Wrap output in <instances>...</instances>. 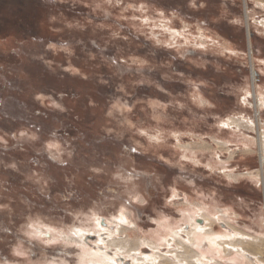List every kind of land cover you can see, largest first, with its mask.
<instances>
[{"label": "rangeland", "instance_id": "obj_1", "mask_svg": "<svg viewBox=\"0 0 264 264\" xmlns=\"http://www.w3.org/2000/svg\"><path fill=\"white\" fill-rule=\"evenodd\" d=\"M256 3L0 0V264L113 256L107 237L122 212L138 227L130 239L159 237L168 221L189 230V214L203 225L200 208L227 211L217 233L264 237L257 131L221 126L264 124ZM203 239L207 257L244 263Z\"/></svg>", "mask_w": 264, "mask_h": 264}, {"label": "bare ground", "instance_id": "obj_2", "mask_svg": "<svg viewBox=\"0 0 264 264\" xmlns=\"http://www.w3.org/2000/svg\"><path fill=\"white\" fill-rule=\"evenodd\" d=\"M254 1L257 2V5H260L262 8L264 7V0ZM246 18L248 19L249 15L246 14ZM261 26L264 28L263 22L261 23ZM247 30L248 36L250 38L251 34L249 30L248 20ZM221 47L224 51H227L230 54H235L236 52V50L234 51L227 44H222ZM252 51L253 49L250 40V57H253ZM252 83L253 85L255 84L254 77H252ZM248 93L249 92H245V95L249 96ZM200 99V102L202 104L206 103V101L202 97ZM255 100V109L257 110L256 115L257 117H259V110H262V108H264V94L261 93L258 89L257 92L255 90ZM242 101L247 102V97H244ZM221 126L230 128L245 127L248 130L256 129L258 134V139L256 140V143L261 161V170L259 172V175H257L254 180L255 182H259L260 180H262V184L264 185V124L260 125L259 121L255 123L252 121H244L243 119L238 118H228L227 120L222 122ZM184 157H186V154L184 155ZM234 178L235 177H233V179ZM199 211V216L201 217L202 222L204 223L203 225L197 224L196 220L194 219L195 215L189 214L187 218V221L190 223L189 230L173 227L168 221L164 225H162L163 234L161 236L142 237L139 235V237H136L134 239H130L128 234L129 232H132L133 234L136 233L138 236V227L136 223L131 219L130 214L128 212H122L123 214L114 222V224L116 225L115 231L109 232V236L107 237V247L115 250L114 255L109 256V254L105 251L99 254L100 258L97 259L98 262H90V264H121L120 256L132 257L134 264H226L224 263L223 259L220 258L219 260H217L210 258L211 256L207 257L208 255L198 249L200 241L203 238L206 239L211 244V246L218 251V254H221L223 257L241 255L244 259L243 264H264V237L262 235H250L249 233L237 229L236 227H234L236 225L233 226L230 222L229 223L232 225L234 233L230 234L225 231V233H217L215 230H213L214 225L218 223V220L220 218L227 216V211H216L218 212V215H214L210 209L206 208H200ZM95 225H98V223ZM46 235L49 236L50 233L47 232ZM50 237L49 239H51ZM58 238L62 239V241H70L71 243H82L81 238L77 239L76 237L67 234L58 235ZM144 246H147L149 248L150 252L152 253L151 256H146V254H148V251L144 249ZM164 246H166V252L162 254V248ZM250 256L254 257L256 261H253Z\"/></svg>", "mask_w": 264, "mask_h": 264}, {"label": "snow or ice", "instance_id": "obj_3", "mask_svg": "<svg viewBox=\"0 0 264 264\" xmlns=\"http://www.w3.org/2000/svg\"><path fill=\"white\" fill-rule=\"evenodd\" d=\"M124 222H126V221H124ZM19 254V253H18Z\"/></svg>", "mask_w": 264, "mask_h": 264}]
</instances>
